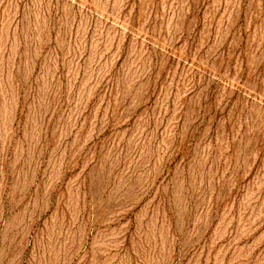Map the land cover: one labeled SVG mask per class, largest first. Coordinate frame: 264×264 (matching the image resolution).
I'll return each mask as SVG.
<instances>
[{
    "label": "rangeland",
    "instance_id": "374dc122",
    "mask_svg": "<svg viewBox=\"0 0 264 264\" xmlns=\"http://www.w3.org/2000/svg\"><path fill=\"white\" fill-rule=\"evenodd\" d=\"M0 264H264V0H0Z\"/></svg>",
    "mask_w": 264,
    "mask_h": 264
}]
</instances>
